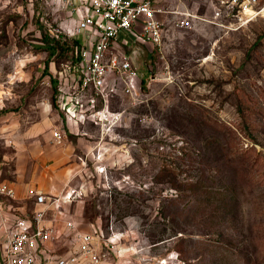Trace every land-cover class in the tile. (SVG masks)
Returning <instances> with one entry per match:
<instances>
[{"label":"rangeland","instance_id":"374dc122","mask_svg":"<svg viewBox=\"0 0 264 264\" xmlns=\"http://www.w3.org/2000/svg\"><path fill=\"white\" fill-rule=\"evenodd\" d=\"M215 1L156 5L210 14ZM66 4L0 0V135L1 119L18 118L25 130L59 114L71 142L81 138L74 185L91 192L71 212L81 229L103 230L95 234L103 261L264 264V13L237 31L160 15L159 45L138 32L110 49L128 57L137 90L109 73L106 100L92 87L68 99L77 110L70 120L54 76L78 78L71 41L82 38L62 23L75 27ZM46 32L68 41L48 63ZM1 139L3 155L10 151Z\"/></svg>","mask_w":264,"mask_h":264},{"label":"built area","instance_id":"2783aa9c","mask_svg":"<svg viewBox=\"0 0 264 264\" xmlns=\"http://www.w3.org/2000/svg\"><path fill=\"white\" fill-rule=\"evenodd\" d=\"M56 1L66 2V7L73 14L70 20L76 21L74 28L67 26L68 32L82 38L81 61L77 67H71L78 78L71 73H66L65 79L54 76L58 88L55 91L56 102L63 104L66 100V110L72 114L70 120L75 118L77 110L74 109L75 103L68 102V99L77 89L83 91L92 87L106 100L109 73L117 74L128 92L137 90L138 73L128 57L109 56L110 49L117 40L131 34L138 35V32H141L142 42L159 45L163 35L160 15L170 13L181 16L178 21L181 26L200 21L226 31H237L264 13V3L260 0H216L210 14L189 10L169 11L156 5L157 0ZM68 76L72 78L70 81ZM54 138L58 144L63 142V136L58 131L54 133ZM79 159L86 165L84 158ZM82 169L59 194L47 195L30 189L29 196L36 199L40 208L27 216L15 204V184L2 178L0 167V264H114L109 259H101L95 235H103L101 227L94 232L85 231L72 216L71 206L91 192V184L74 185ZM119 238L116 235L110 242L114 243ZM105 245L109 246V243L105 241ZM127 250L122 247L121 252Z\"/></svg>","mask_w":264,"mask_h":264},{"label":"crops","instance_id":"0c3cea01","mask_svg":"<svg viewBox=\"0 0 264 264\" xmlns=\"http://www.w3.org/2000/svg\"><path fill=\"white\" fill-rule=\"evenodd\" d=\"M66 30L72 27L68 20L62 22ZM4 121L1 140L10 152L0 154L2 178L15 184L16 206L27 216L40 208L36 199L29 196L30 189H37L47 195L59 194L80 173L82 165L77 161L76 150L81 146V138L75 145L70 134L62 127L59 114H52L42 122L20 128V120ZM60 132L63 142L58 144L55 132ZM79 136V135H77ZM73 218H79L72 213ZM1 236V232H0Z\"/></svg>","mask_w":264,"mask_h":264},{"label":"trees","instance_id":"16d2710c","mask_svg":"<svg viewBox=\"0 0 264 264\" xmlns=\"http://www.w3.org/2000/svg\"><path fill=\"white\" fill-rule=\"evenodd\" d=\"M44 42L43 49L46 50L49 54L47 59V63L50 61V58L54 56L57 52H61L63 50V46L68 44V41L62 42L60 39H57L55 36H52L50 33H43V37L41 39ZM72 59L69 63V66L75 68L79 65L81 61V57L79 55V51L82 47L81 42L78 39H72Z\"/></svg>","mask_w":264,"mask_h":264}]
</instances>
